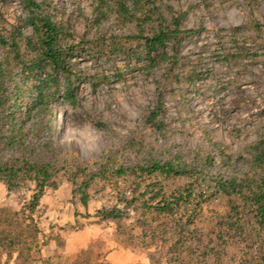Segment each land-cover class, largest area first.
<instances>
[{
  "label": "trees",
  "instance_id": "obj_1",
  "mask_svg": "<svg viewBox=\"0 0 264 264\" xmlns=\"http://www.w3.org/2000/svg\"><path fill=\"white\" fill-rule=\"evenodd\" d=\"M91 2L93 19L83 32L56 18L44 0H18L21 14L13 23L5 22L0 10V187L10 193L31 186L20 209L0 207V264L7 262L1 259L3 253L7 259L15 255L14 264H35L34 255L52 239L40 228L36 208L46 189L64 175H69L68 187L73 197L79 195L85 211L87 188L97 176L104 182L128 177L122 209L100 208L83 215L98 223V218L119 220L128 217L125 207H133L136 220L125 233H134L141 255L155 254L152 264H159L162 248L164 264H212L216 258L228 264H264V128L240 155L226 153L219 142L213 144L219 160L199 147L165 155L164 149L149 146L136 161L119 163L112 171L101 170L107 167L104 162L93 172L89 163L56 141V110L77 108L78 86L93 84L91 76H83L80 63L117 58L124 62L121 68L141 63L171 74L182 58V37L200 32L185 29L184 14L167 8L164 0ZM111 16L126 33L105 35L102 23ZM250 26L257 35L264 34V23ZM235 48L244 54L242 44ZM161 95L159 89L155 107L145 116L146 125L158 135L164 126ZM234 157L243 160V167L213 172L218 161L226 165ZM99 261L94 264L110 263Z\"/></svg>",
  "mask_w": 264,
  "mask_h": 264
},
{
  "label": "rangeland",
  "instance_id": "obj_2",
  "mask_svg": "<svg viewBox=\"0 0 264 264\" xmlns=\"http://www.w3.org/2000/svg\"><path fill=\"white\" fill-rule=\"evenodd\" d=\"M44 2L56 18L69 20L78 32L91 24V0ZM164 2L167 8L184 14L185 29L200 30L192 37H182V58L174 72L167 74L162 68H147L141 63L121 68L124 62L117 58L80 63L83 76H91L93 84L78 86L77 108L66 105L55 112L56 141L89 163L93 172L104 162L107 167L101 170L106 171L115 170L119 163L131 164L149 146L164 149L165 155L199 147L219 160V149L213 145L219 142L226 153L240 155L264 128V34L257 35L250 26L254 21L264 23V4L254 0ZM0 10L7 23L15 22L21 14L18 0H0ZM237 27L243 28L232 33ZM101 28L105 35L127 32L114 16L104 20ZM236 43L244 46L243 55L237 54ZM158 88L162 94V135L145 123V116L158 100ZM242 162L235 157L226 165L218 161L213 172L239 169ZM68 179L69 175L57 177L36 208L40 228L52 239L34 255L35 264L45 263L44 257L48 258L45 264H94L99 260L109 264H152L155 254L147 251L141 255L134 233H125L136 220L133 207H125L123 213L129 218L119 220L105 218L104 222L98 218V223L97 218L83 215H92L100 208L122 209L121 196L128 193V177H111V181L104 182L97 176L86 191L87 211L79 195L73 197ZM82 180H87L85 174ZM205 191L209 193L210 189ZM30 192L28 185L10 193L0 187V207L20 209ZM164 252L162 248L159 264L166 260ZM14 258L1 255L5 264H14ZM212 264L228 262L216 258Z\"/></svg>",
  "mask_w": 264,
  "mask_h": 264
},
{
  "label": "bare ground",
  "instance_id": "obj_3",
  "mask_svg": "<svg viewBox=\"0 0 264 264\" xmlns=\"http://www.w3.org/2000/svg\"><path fill=\"white\" fill-rule=\"evenodd\" d=\"M58 121H59V119H58Z\"/></svg>",
  "mask_w": 264,
  "mask_h": 264
}]
</instances>
